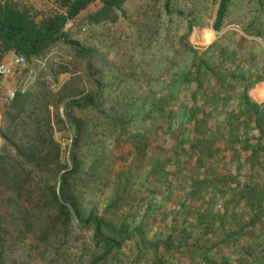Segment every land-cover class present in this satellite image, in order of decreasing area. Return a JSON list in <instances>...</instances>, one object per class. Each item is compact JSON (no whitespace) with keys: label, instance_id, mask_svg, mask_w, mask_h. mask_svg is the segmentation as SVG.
Segmentation results:
<instances>
[{"label":"rangeland","instance_id":"374dc122","mask_svg":"<svg viewBox=\"0 0 264 264\" xmlns=\"http://www.w3.org/2000/svg\"><path fill=\"white\" fill-rule=\"evenodd\" d=\"M220 1L127 0L114 22L86 24L95 2L65 27L91 71L62 43L23 65L0 56L13 67L0 84V128L10 92L44 97L62 172L77 136L67 190L81 215L128 234L99 264H264V132L253 120L264 118V0H226L214 30ZM16 2L39 16L59 11ZM85 96L98 104L70 109L77 133L65 106ZM193 112L199 136L186 121ZM194 140L213 153L198 159ZM55 228L46 246L30 235L9 245L5 264H91L101 253L77 217Z\"/></svg>","mask_w":264,"mask_h":264},{"label":"trees","instance_id":"16d2710c","mask_svg":"<svg viewBox=\"0 0 264 264\" xmlns=\"http://www.w3.org/2000/svg\"><path fill=\"white\" fill-rule=\"evenodd\" d=\"M126 1L54 0L59 11L39 16L16 1L0 0V56L14 53L31 61L42 58L51 47L62 43L84 56L91 71L90 53L71 41L65 31L66 24L95 2H100L101 7L86 17V23L114 22L117 19L116 12L121 11ZM225 2L221 0L219 3L214 30L220 28ZM77 98L67 102L65 110L66 117L80 133L79 122L71 117L70 109H95L98 101L95 96ZM244 101L248 102L246 96ZM47 104L48 101L36 92L17 90L1 110L0 138L4 144L0 150V264L6 263L5 250L9 245L34 241L35 247L46 246L50 226L52 229H64L72 216L92 227L93 242L102 251L98 257H93L91 264H99L119 247L128 234L123 226L117 229L93 213L84 217L81 215L75 197L67 190L68 179L77 169L74 156L77 136L70 153L71 169L62 172L64 166L59 162V145L50 131ZM251 106L254 107V104ZM196 118L193 112L188 114L186 121L194 122V133L199 136ZM253 120L258 130L264 132L261 129L263 115L254 116ZM196 141L190 143V148L193 154L198 155V159L206 156V153H213L209 148H200ZM44 207L49 209L42 212L40 208ZM38 223L42 226L38 227ZM27 235H30L28 240Z\"/></svg>","mask_w":264,"mask_h":264},{"label":"built area","instance_id":"2783aa9c","mask_svg":"<svg viewBox=\"0 0 264 264\" xmlns=\"http://www.w3.org/2000/svg\"><path fill=\"white\" fill-rule=\"evenodd\" d=\"M25 58L23 55L15 54L14 57V64L16 65H23L25 62ZM13 72V67L11 63H5V62H0V84L8 78ZM14 91L12 93L10 92L9 99H12L14 96Z\"/></svg>","mask_w":264,"mask_h":264},{"label":"crops","instance_id":"0c3cea01","mask_svg":"<svg viewBox=\"0 0 264 264\" xmlns=\"http://www.w3.org/2000/svg\"><path fill=\"white\" fill-rule=\"evenodd\" d=\"M1 1H4V0H1ZM13 1H16V0H13ZM25 2H28L30 5H32V6H34V8H36V9H38V11H41V9H42V7H43V1L44 0H24ZM50 1H52V3H53V5L55 6L56 4L54 3V0H50ZM96 3H99V2H96ZM96 3H93V4H91L89 7H91L92 5H94V4H96ZM38 7H41V8H38ZM89 7L87 8V9H89ZM101 7V6H100ZM99 7V8H100ZM90 11H93L91 8H90ZM91 13V12H90ZM93 13V12H92ZM82 14L80 13L74 20H71V21H69L67 24H66V27L67 26H71V25H73V24H77L78 22H77V19L79 20L80 18V16H81ZM87 24V23H86ZM90 25H93V24H90ZM65 29H67V28H65Z\"/></svg>","mask_w":264,"mask_h":264}]
</instances>
